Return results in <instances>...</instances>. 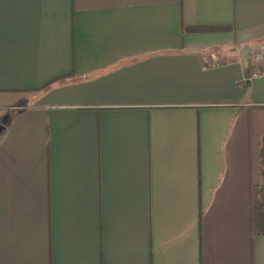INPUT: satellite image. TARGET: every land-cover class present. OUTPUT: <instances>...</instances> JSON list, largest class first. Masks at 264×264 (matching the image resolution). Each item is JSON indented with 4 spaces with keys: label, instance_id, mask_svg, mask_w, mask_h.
<instances>
[{
    "label": "crops",
    "instance_id": "crops-1",
    "mask_svg": "<svg viewBox=\"0 0 264 264\" xmlns=\"http://www.w3.org/2000/svg\"><path fill=\"white\" fill-rule=\"evenodd\" d=\"M263 45L264 0H0V264H264Z\"/></svg>",
    "mask_w": 264,
    "mask_h": 264
},
{
    "label": "trees",
    "instance_id": "trees-1",
    "mask_svg": "<svg viewBox=\"0 0 264 264\" xmlns=\"http://www.w3.org/2000/svg\"><path fill=\"white\" fill-rule=\"evenodd\" d=\"M220 27L212 26H197V27H183V30L188 31H213ZM65 77L56 79L57 82H63ZM55 81V82H56ZM48 86V85H47ZM260 156V175L261 185H250V210H251V223L253 232L262 231L264 226V136L261 138L259 147Z\"/></svg>",
    "mask_w": 264,
    "mask_h": 264
},
{
    "label": "built area",
    "instance_id": "built-area-1",
    "mask_svg": "<svg viewBox=\"0 0 264 264\" xmlns=\"http://www.w3.org/2000/svg\"><path fill=\"white\" fill-rule=\"evenodd\" d=\"M255 52L256 51H254L252 54L257 56V57L260 56L261 54H263L264 53V45L262 46V48L259 51L257 50V52L256 53Z\"/></svg>",
    "mask_w": 264,
    "mask_h": 264
},
{
    "label": "rangeland",
    "instance_id": "rangeland-1",
    "mask_svg": "<svg viewBox=\"0 0 264 264\" xmlns=\"http://www.w3.org/2000/svg\"><path fill=\"white\" fill-rule=\"evenodd\" d=\"M261 48H262V47H260V49H261ZM260 49H259V50H260ZM259 50H258V51H259ZM254 51H255V50H254ZM255 53H256V52H255Z\"/></svg>",
    "mask_w": 264,
    "mask_h": 264
}]
</instances>
